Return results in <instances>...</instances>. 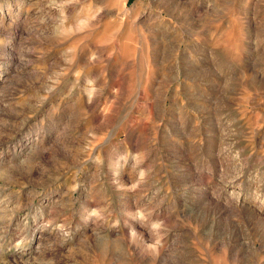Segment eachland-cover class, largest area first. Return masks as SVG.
<instances>
[{"label":"rangeland","instance_id":"rangeland-1","mask_svg":"<svg viewBox=\"0 0 264 264\" xmlns=\"http://www.w3.org/2000/svg\"><path fill=\"white\" fill-rule=\"evenodd\" d=\"M0 264H264V0H0Z\"/></svg>","mask_w":264,"mask_h":264},{"label":"bare ground","instance_id":"bare-ground-1","mask_svg":"<svg viewBox=\"0 0 264 264\" xmlns=\"http://www.w3.org/2000/svg\"><path fill=\"white\" fill-rule=\"evenodd\" d=\"M0 52L7 54L8 53V48H3L2 46H0Z\"/></svg>","mask_w":264,"mask_h":264}]
</instances>
